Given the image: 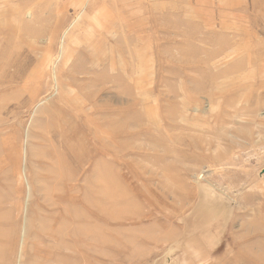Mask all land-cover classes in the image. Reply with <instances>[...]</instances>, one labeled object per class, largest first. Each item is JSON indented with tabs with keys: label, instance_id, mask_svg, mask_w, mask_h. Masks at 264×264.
I'll return each instance as SVG.
<instances>
[{
	"label": "rangeland",
	"instance_id": "rangeland-1",
	"mask_svg": "<svg viewBox=\"0 0 264 264\" xmlns=\"http://www.w3.org/2000/svg\"><path fill=\"white\" fill-rule=\"evenodd\" d=\"M0 264H264V0H0Z\"/></svg>",
	"mask_w": 264,
	"mask_h": 264
},
{
	"label": "crops",
	"instance_id": "crops-1",
	"mask_svg": "<svg viewBox=\"0 0 264 264\" xmlns=\"http://www.w3.org/2000/svg\"><path fill=\"white\" fill-rule=\"evenodd\" d=\"M72 1V0H71ZM101 1V0H100ZM105 1H108V0H105ZM100 6H102V4L100 5ZM105 6H112V5H109L108 3L105 5Z\"/></svg>",
	"mask_w": 264,
	"mask_h": 264
},
{
	"label": "bare ground",
	"instance_id": "bare-ground-1",
	"mask_svg": "<svg viewBox=\"0 0 264 264\" xmlns=\"http://www.w3.org/2000/svg\"><path fill=\"white\" fill-rule=\"evenodd\" d=\"M70 140H71V139H70ZM74 142H75V141H74ZM72 144H73V143H72ZM81 156H82V155H81ZM68 158H69V157H68ZM69 159H70V158H69ZM74 159H75V157H74ZM70 160H71V159H70ZM71 161H72V160H71ZM81 163H82V162H81ZM55 204H56V203H55ZM70 218H71V217H70ZM70 218H69V219H70ZM71 222H72V221H71Z\"/></svg>",
	"mask_w": 264,
	"mask_h": 264
}]
</instances>
